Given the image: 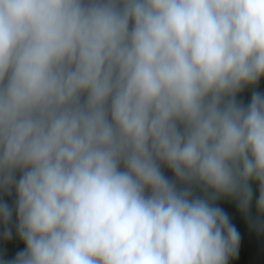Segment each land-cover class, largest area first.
I'll use <instances>...</instances> for the list:
<instances>
[{"label": "clouds", "instance_id": "obj_1", "mask_svg": "<svg viewBox=\"0 0 264 264\" xmlns=\"http://www.w3.org/2000/svg\"><path fill=\"white\" fill-rule=\"evenodd\" d=\"M262 82L264 0H0V264H232Z\"/></svg>", "mask_w": 264, "mask_h": 264}, {"label": "trees", "instance_id": "obj_2", "mask_svg": "<svg viewBox=\"0 0 264 264\" xmlns=\"http://www.w3.org/2000/svg\"><path fill=\"white\" fill-rule=\"evenodd\" d=\"M261 90H264V82L261 84ZM221 206L229 212L233 218V222L238 227H241V219L234 206L225 203H222ZM242 231L244 243L241 246L239 256L236 260L232 261V264H264V236L258 237L255 232L249 231L246 226H244Z\"/></svg>", "mask_w": 264, "mask_h": 264}]
</instances>
